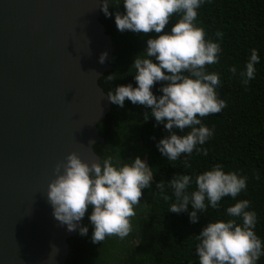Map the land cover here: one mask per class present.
<instances>
[{"label": "clouds", "instance_id": "clouds-1", "mask_svg": "<svg viewBox=\"0 0 264 264\" xmlns=\"http://www.w3.org/2000/svg\"><path fill=\"white\" fill-rule=\"evenodd\" d=\"M118 5L120 0H111ZM204 0H123L125 13H115V23L121 32L130 30L135 33H162L147 40V47L137 54L131 65L137 86L120 85L108 93L109 101L124 106L125 100L146 106L157 124L163 123L170 133L162 138L157 147L168 161L175 162L182 155L191 156L213 135V130L202 124L198 117L220 113L226 107L219 97L217 87L220 77L216 72H208L207 65L218 62L221 52L220 43L206 40L203 27L194 23L197 9ZM99 7L105 16H111L109 0H100ZM181 14V18L164 32L170 18ZM217 36H221L217 33ZM155 58L157 62L151 59ZM107 52L101 53L99 62L104 63ZM259 55L252 50L246 71L241 73L244 84L254 78L255 65ZM232 73L236 68L230 69ZM112 81L115 77L107 75ZM157 82H167L160 86L162 95H154L152 88ZM147 121L148 113H145ZM174 129L186 134L178 135ZM93 144L95 142H92ZM184 167H191L187 159ZM55 178L48 184L47 198L53 207V216L68 231H75L91 205L89 216L94 225L92 242L104 241L106 237H127L133 230L132 218L136 216L135 206L140 204L143 189L149 188L153 180V169L146 164L145 158L137 156L134 160L124 161L120 154L107 156L91 163L82 160L73 151L64 161L54 168ZM175 202L169 211L189 212L191 223L199 219L197 213L207 211V200L212 208H218L223 197H237L247 187V177L237 172H225L220 164L211 170L196 175L193 191H188L193 183L189 174H176L170 181ZM165 182L157 184L162 191ZM169 199L168 196L164 197ZM249 201L239 200L226 209L227 220H214L197 235L199 241L196 253L199 264H256L264 249L254 231L257 214L247 210ZM242 218V223L237 222ZM87 226H79V234L87 235ZM52 248H56L52 245ZM58 250V249H57Z\"/></svg>", "mask_w": 264, "mask_h": 264}, {"label": "trees", "instance_id": "trees-1", "mask_svg": "<svg viewBox=\"0 0 264 264\" xmlns=\"http://www.w3.org/2000/svg\"><path fill=\"white\" fill-rule=\"evenodd\" d=\"M109 11L112 15L105 16L100 9L99 20L111 36L112 58L108 61L111 68L97 78L107 95L120 85L137 86L135 72L130 71L134 58L146 49L149 38L162 34L119 31L115 13H125L123 0L118 5L109 0ZM197 13L194 23L204 28L206 40L221 45L218 62L207 65L206 70L219 74L217 92L226 102L220 113L198 117L213 130V135L203 145H198L207 150V156L203 151H194L191 156L182 155L175 162L168 161L157 144L170 133L163 123L157 124L151 110L127 99L123 107L110 103V110L96 123L103 140L92 144L93 151L99 159L118 153L124 161L144 157L153 169V180L149 188L142 190L144 195L135 206L136 216L132 218L133 230L124 239L110 236L93 243L94 225L89 219L93 207L90 205L79 224L87 226V235H80L78 227L67 239L69 250L63 264H199L197 235L211 221L230 219L226 209L244 199L249 201L247 210L257 214L254 231L264 249V0H204ZM180 18L181 14L170 18L164 32H170ZM253 49L260 59L255 65L254 78L245 85L241 73L246 71ZM151 59L157 62L154 57ZM232 67L236 68L235 73L230 71ZM109 74L115 77L112 81L108 80ZM163 83L167 82H157L153 86L154 95H162L160 86ZM174 130L178 135L190 131ZM185 159L191 167H184ZM217 164L226 173L234 171L247 177V187L235 198L223 197L218 208H212L206 200L207 211L197 213L196 223L190 222L191 204L185 212L169 211L175 197L168 181L176 174H189L193 177L188 189L191 192L196 188V175ZM161 181L165 182V187L158 191L157 184ZM237 222L242 223V218H237ZM256 264H264V254Z\"/></svg>", "mask_w": 264, "mask_h": 264}, {"label": "water", "instance_id": "water-1", "mask_svg": "<svg viewBox=\"0 0 264 264\" xmlns=\"http://www.w3.org/2000/svg\"><path fill=\"white\" fill-rule=\"evenodd\" d=\"M99 3L0 0V264H63L79 227L54 218L47 191L68 153L99 160L113 49Z\"/></svg>", "mask_w": 264, "mask_h": 264}, {"label": "flooded vegetation", "instance_id": "flooded-vegetation-1", "mask_svg": "<svg viewBox=\"0 0 264 264\" xmlns=\"http://www.w3.org/2000/svg\"><path fill=\"white\" fill-rule=\"evenodd\" d=\"M131 152V151H130Z\"/></svg>", "mask_w": 264, "mask_h": 264}]
</instances>
